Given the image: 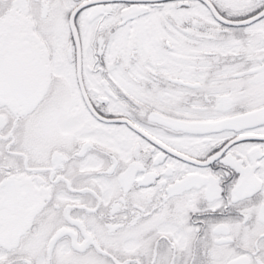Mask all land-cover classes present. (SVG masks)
I'll return each instance as SVG.
<instances>
[{
    "label": "snow or ice",
    "instance_id": "6c2138e0",
    "mask_svg": "<svg viewBox=\"0 0 264 264\" xmlns=\"http://www.w3.org/2000/svg\"><path fill=\"white\" fill-rule=\"evenodd\" d=\"M0 264H264V0H0Z\"/></svg>",
    "mask_w": 264,
    "mask_h": 264
}]
</instances>
